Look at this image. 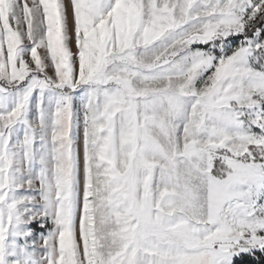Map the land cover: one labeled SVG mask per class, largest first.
Segmentation results:
<instances>
[{"label":"snow or ice","instance_id":"1","mask_svg":"<svg viewBox=\"0 0 264 264\" xmlns=\"http://www.w3.org/2000/svg\"><path fill=\"white\" fill-rule=\"evenodd\" d=\"M0 264H264V0H0Z\"/></svg>","mask_w":264,"mask_h":264}]
</instances>
